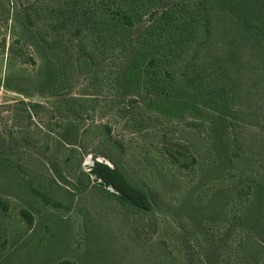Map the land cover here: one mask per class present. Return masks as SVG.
<instances>
[{
  "label": "rangeland",
  "instance_id": "obj_1",
  "mask_svg": "<svg viewBox=\"0 0 264 264\" xmlns=\"http://www.w3.org/2000/svg\"><path fill=\"white\" fill-rule=\"evenodd\" d=\"M18 9L16 0H0V198L8 206L0 211V264L149 263L159 240L174 252L182 243L185 256L198 264L204 229L221 234L225 213L231 216L243 204L228 203L232 192L214 160L182 169L162 152L165 145L183 148L192 135L198 140L193 126L184 129V122L199 114L197 105L148 97L137 85L140 72L120 86L124 98L117 96L108 73L101 74L95 102L78 100L91 89L83 72L71 71V84L56 93L41 91L44 54L23 30ZM12 45L22 54L8 50ZM245 56L254 61L246 51ZM251 65L244 68L237 99L244 111L235 127L238 142L264 168V95L259 98L264 66ZM30 103L42 108L25 110ZM108 150L121 159L134 184L151 191L153 211L118 204L98 190L93 175L89 183L77 179L80 172L89 174L95 160L109 163L100 155ZM55 171L61 178L53 181ZM29 181L51 199L39 197ZM21 209L32 215L31 225ZM240 236L236 232L232 241ZM230 240L231 235L218 244V251L223 253ZM206 245L215 264L209 257L214 251Z\"/></svg>",
  "mask_w": 264,
  "mask_h": 264
},
{
  "label": "trees",
  "instance_id": "obj_2",
  "mask_svg": "<svg viewBox=\"0 0 264 264\" xmlns=\"http://www.w3.org/2000/svg\"><path fill=\"white\" fill-rule=\"evenodd\" d=\"M16 2L23 30L36 38L44 54L41 91L56 93L71 84V71L83 72L91 89L78 100L95 102L101 74L108 73L117 96L124 98L127 93L120 86L132 82L133 74L140 72L137 85L148 97L181 99L197 105L199 114L184 122V129L193 126L198 140L192 135L183 148L165 145L162 152L171 164L182 169L201 160H214L232 192L228 203L243 204L241 211L231 216L225 213L221 234L218 229H204L203 243L196 253L198 264H212L206 243L214 251L209 257L215 264H252L256 259L257 264H264V168L255 153H247L238 142L235 127L244 111L237 103L244 73L246 77L244 68L264 66V0ZM8 50L19 55L23 52L13 45ZM245 51L254 61L246 58ZM23 107L34 111L42 108L38 103ZM105 128L109 134L110 127ZM100 155L109 163L95 160L89 174L80 172L82 178L77 179L89 183L93 175L98 190L118 204L153 211L151 191L124 174L121 159L109 150ZM59 177L60 173L52 172L53 181ZM30 187L44 201L51 199L31 182ZM7 208L0 198V211ZM20 213L31 225L29 211L21 209ZM236 232L241 234L237 243L232 241ZM230 235L228 247L219 252L218 244ZM182 245L180 252H174L159 240L155 254L148 255L149 263L142 264H193Z\"/></svg>",
  "mask_w": 264,
  "mask_h": 264
}]
</instances>
